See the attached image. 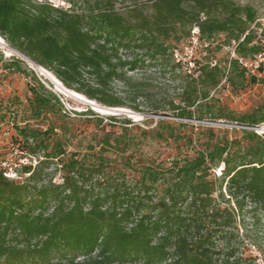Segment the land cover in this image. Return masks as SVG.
<instances>
[{"label":"trees","instance_id":"obj_1","mask_svg":"<svg viewBox=\"0 0 264 264\" xmlns=\"http://www.w3.org/2000/svg\"><path fill=\"white\" fill-rule=\"evenodd\" d=\"M147 2V7L123 14L117 12L113 0H94L81 12L54 7L48 0H0V37L67 90L107 108L141 112L138 100L148 101L150 95L128 73L147 63L156 64L178 83L176 96L152 103L150 113L199 123L264 125V103L235 113L211 95L219 87L235 93L263 82L259 75L264 76V62L251 74L228 55L216 59L221 47L212 46L215 37L222 35L223 44L237 43L239 58L250 60L264 53L260 45L253 44L251 26L256 12L232 0ZM194 27L200 42L209 45L202 50L203 59L196 52L195 70L189 74L176 62L174 51L190 38ZM0 69L29 80L27 120H44L62 112L59 97L24 60L0 54ZM114 81L124 88L123 96L112 91ZM21 105L14 95L0 102V125L12 119V142L29 156L43 151L44 160L34 168L22 167L21 174L29 176L21 183L5 177L0 166V264L240 263V259L230 262L234 257L229 246L231 213L221 209L212 194L225 200L226 193L227 203L234 201L239 208L247 200L264 213V133L242 129L240 138L233 139L228 129H217L222 133L217 136L214 128L198 124L196 128L207 133V141L192 157L176 159L165 172L141 167L138 189L148 193L159 180L166 182L163 198L152 205L151 197H141L135 188H128L122 170L110 177L106 173L109 160L99 153L91 156V162L87 157L67 161L61 185L51 181L39 185L45 166L63 153V143L50 144L55 125L48 124L45 130L28 123L17 125L18 112L13 108ZM162 128L168 137L184 140L192 148L200 142L178 135L168 124ZM103 142L110 145L107 139ZM127 146L121 139L114 149L122 154ZM221 163L220 175L211 178V171ZM75 172L81 179L96 174L110 180L107 188L94 193L71 176ZM217 231L225 250L221 258L217 257L220 250L214 251L213 233Z\"/></svg>","mask_w":264,"mask_h":264},{"label":"rangeland","instance_id":"obj_2","mask_svg":"<svg viewBox=\"0 0 264 264\" xmlns=\"http://www.w3.org/2000/svg\"><path fill=\"white\" fill-rule=\"evenodd\" d=\"M93 1L73 0V2H68V0H48V3L59 8L81 12L87 9L88 3L92 4ZM232 1L240 6H249L256 12L257 19L251 26V29L255 32L253 44H258L264 49V0ZM113 3L117 12L123 14L133 8L147 7L148 4L147 0H113ZM190 35L192 34L190 33ZM242 38L243 36L240 41ZM223 40L224 37L220 35L215 37L212 43V46L219 45L221 47V51L216 54V59H221L228 55L230 60L237 59L241 63H247L246 68L250 73L256 74V70L264 62V53L256 54L250 60L239 58L235 54L237 43L232 41L229 45H225ZM188 42L189 39L183 41L175 51H178L179 54L183 47L189 44ZM199 44H197V56L203 59L205 53L202 50L209 44L206 42L204 43L206 46L202 43ZM6 46L5 41L0 37V54L4 58L12 56L20 58L10 53ZM259 56L261 57V62L256 67L255 62L260 61ZM27 65L28 68L34 71L40 82L59 97L63 105L62 112L54 117L49 116L47 119L39 121L27 120L24 108L26 107L25 99L28 96L26 83L29 80H26L21 75L3 72L0 69V102L13 95L22 101L20 107L16 106L17 108H13L18 112L15 119L17 125L23 126L25 123L31 126L38 125L41 130H45L48 124L55 125L56 128L52 134L53 138L50 144L54 145L56 141L63 143V153L45 166L42 173V181L39 182V185L47 184L49 181L52 184L61 185L67 175L66 169L63 168L67 161L71 159L78 161L83 157L86 160L87 157V159H90L88 162H91V156L99 153L109 160L110 166L106 168V173L111 175L110 177H114L116 171L122 170L125 174L124 180L128 188H135L141 197L146 195L151 197V204L155 205L164 196L166 182L159 180L148 193L138 189L139 186L137 184L140 182L139 173L141 167L146 166L156 171L165 172L172 168V163L176 159L186 156L192 157L195 151L201 149L207 141V133L200 131V128H196L198 124L214 128L217 136L222 134L217 133V129H228V133L233 139L240 138L241 134L239 131L242 129L254 131L258 135L264 133V131L252 129L253 127L220 126L211 123L188 121L174 117L171 114L150 113V105L152 103H158L165 98H174L178 92V83L174 82L173 77L166 71L163 72L156 64L149 65L146 63L133 73H128L131 81L144 84L148 91L147 95H150V100L148 101L138 100L141 111L139 113L126 108L110 109L96 101L87 99L83 95H81V98L72 97L58 89L41 71L31 67L29 63ZM49 74L52 75L51 73ZM259 77L263 79V82L248 86L242 91L234 93L228 87L223 86L212 92L211 95H214L215 98L220 100L221 104L228 107L231 111L244 113L264 103V76L259 75ZM63 89L68 91L64 86ZM111 89L119 96L124 95V88L117 81L111 84ZM110 118H113V120H110ZM124 120L130 121V124L125 126ZM167 124L173 127L178 135L192 136L193 139H199L200 142L192 148L189 144L183 142L184 140L178 141L168 137L162 128ZM180 124H185L186 127L179 126ZM261 128L264 129V125ZM232 129L236 132H232ZM193 134L197 135H194V137ZM14 135L15 130L12 125V119L0 125V166L5 169V177L21 183L29 176V174H21V168L30 165L32 168L37 166L39 162L44 160V152L38 151L35 155L29 156L26 151L25 153L22 152L12 142ZM103 139L109 140L110 145L106 146ZM121 139H125L128 142V146L122 154L114 149L116 141L118 142ZM127 165H131V167ZM222 169L223 164L221 163L218 168L211 171V178L214 176L218 177ZM77 173H72L71 176L78 180L80 184H84L85 189L93 190L94 193L101 191L102 188H107L106 181L110 180L108 177L96 174L87 175L81 179V176ZM212 197L215 199V203L220 205L221 209H227L231 213V218L233 219V224L230 228L232 236L229 246L234 257L230 259V262L234 263V261L240 259L239 264H264V213L247 200L241 204L240 208L235 205L234 201L227 203L228 195L226 193H224L225 200L218 199L217 193H213ZM213 235L215 237L214 251L220 250V254L217 257L221 258L223 252H225L223 250L224 244L220 242L218 231L213 233Z\"/></svg>","mask_w":264,"mask_h":264},{"label":"built area","instance_id":"obj_3","mask_svg":"<svg viewBox=\"0 0 264 264\" xmlns=\"http://www.w3.org/2000/svg\"><path fill=\"white\" fill-rule=\"evenodd\" d=\"M50 4V3H49ZM52 5V4H51ZM54 6V5H53ZM58 7V6H54ZM190 38H189V44L179 52L174 51V58L177 63H180L182 65V69L186 72L191 74L195 70V56L197 52V44L201 43L199 40V32L196 27H194L191 31ZM200 45V44H199ZM206 46V45H205ZM260 61H256V67L259 65V62H261V57L259 56ZM241 63V61H240ZM244 67L247 66V63H241ZM215 65V62L212 63V66ZM251 65V64H250Z\"/></svg>","mask_w":264,"mask_h":264},{"label":"water","instance_id":"obj_4","mask_svg":"<svg viewBox=\"0 0 264 264\" xmlns=\"http://www.w3.org/2000/svg\"><path fill=\"white\" fill-rule=\"evenodd\" d=\"M6 48L10 51V53H13L15 55H17L18 57H20L22 60L26 61L27 63H29V65H31V67H36L38 70H40L42 73L46 74V70L42 69L41 67L37 66L33 61H31L30 59H28L26 56H24L23 54H21L20 52L16 51L15 49H13L10 46H6ZM113 109V108H110ZM111 111V110H110ZM204 123H210V122H204ZM211 124H216V125H220V126H228V127H236L239 125L236 124H230V123H224V122H215V123H211ZM251 129V128H250ZM252 129H256V130H260V131H264V129H262L261 127H253Z\"/></svg>","mask_w":264,"mask_h":264},{"label":"bare ground","instance_id":"obj_5","mask_svg":"<svg viewBox=\"0 0 264 264\" xmlns=\"http://www.w3.org/2000/svg\"><path fill=\"white\" fill-rule=\"evenodd\" d=\"M9 51V50H8ZM10 52V51H9ZM34 68H36V67H34ZM37 69V68H36ZM40 71V70H39ZM42 73V72H41ZM44 76H46L51 82H53L56 86H57V88L58 89H60V90H62V91H64V93H66V94H68V95H70V96H72V97H78V98H81L82 96L81 95H79V94H77V93H75V92H72V91H65V89H63V86L61 85V83L58 81V80H56L52 75H50L48 72H46V74L45 73H42ZM70 92V93H69Z\"/></svg>","mask_w":264,"mask_h":264}]
</instances>
